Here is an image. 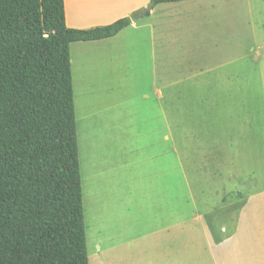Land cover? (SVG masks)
Here are the masks:
<instances>
[{
    "label": "rangeland",
    "instance_id": "rangeland-1",
    "mask_svg": "<svg viewBox=\"0 0 264 264\" xmlns=\"http://www.w3.org/2000/svg\"><path fill=\"white\" fill-rule=\"evenodd\" d=\"M155 7L154 58L149 27L70 45L88 264H135L246 181L264 190V0Z\"/></svg>",
    "mask_w": 264,
    "mask_h": 264
},
{
    "label": "trees",
    "instance_id": "trees-1",
    "mask_svg": "<svg viewBox=\"0 0 264 264\" xmlns=\"http://www.w3.org/2000/svg\"><path fill=\"white\" fill-rule=\"evenodd\" d=\"M130 24L74 30L63 0H0V264H88L70 45Z\"/></svg>",
    "mask_w": 264,
    "mask_h": 264
},
{
    "label": "crops",
    "instance_id": "crops-1",
    "mask_svg": "<svg viewBox=\"0 0 264 264\" xmlns=\"http://www.w3.org/2000/svg\"><path fill=\"white\" fill-rule=\"evenodd\" d=\"M149 1L63 0L65 25L74 30L107 26L122 18L130 19ZM155 8L148 15L149 23L134 21L112 38L76 42L79 50L83 51L86 45L120 43L129 31L135 33L149 27L150 55L156 57L154 31L149 25ZM156 92L160 90L156 89ZM256 186L252 180L246 181L244 193L231 191L234 195L227 198L228 202H218L214 211L194 215L193 221L198 218L199 226L173 231L168 234L171 238L166 244L154 245L149 254L137 259L135 264H264V190L256 192Z\"/></svg>",
    "mask_w": 264,
    "mask_h": 264
},
{
    "label": "water",
    "instance_id": "water-1",
    "mask_svg": "<svg viewBox=\"0 0 264 264\" xmlns=\"http://www.w3.org/2000/svg\"><path fill=\"white\" fill-rule=\"evenodd\" d=\"M146 13H147V11H142L140 14H138V15L132 17V18L130 19V21H131V22H134V21L137 20L138 18L144 16Z\"/></svg>",
    "mask_w": 264,
    "mask_h": 264
}]
</instances>
